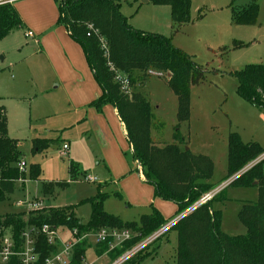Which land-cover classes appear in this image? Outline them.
<instances>
[{"label": "rangeland", "instance_id": "rangeland-1", "mask_svg": "<svg viewBox=\"0 0 264 264\" xmlns=\"http://www.w3.org/2000/svg\"><path fill=\"white\" fill-rule=\"evenodd\" d=\"M144 1H120V11L130 26L169 39L204 72L202 82L191 88L189 126H183L180 131L187 136L188 147L194 153L208 157L214 164L211 184L215 191L222 190L212 207L221 211L224 231L231 237L246 235L238 213L244 204L258 201L259 189L231 185L257 163L263 162L264 171V155L229 178L228 138L230 134H238L245 145L258 144L264 150V112L252 107L241 109L232 101L238 87L232 74L250 65H264V0H192V20L185 25L173 23L170 7ZM20 3L29 15L32 8L56 25L46 28L43 23L41 32L16 30L0 40V106L6 111L8 136L18 142L20 163H25L21 171L25 173L24 182L17 183V191L0 202V218L20 214L26 221L31 213L28 204L39 202H43L44 209L66 211L65 216H73L84 226L99 206L123 223H139L154 210L166 224L189 215L195 206L178 216L177 205L157 198L154 187L140 178L132 148L113 106L93 105L102 96L96 97L101 91L83 48L70 36L77 46L74 53L70 54L62 45L61 38L65 41L63 32L67 29L60 21L59 2L21 0ZM253 5L259 9L256 21L237 24L235 15L242 17L244 10ZM29 32L34 34L33 38L27 37ZM168 79L151 75L145 79L138 74L132 79V94L128 95L149 98L155 119L151 138L159 148L173 143L178 125V98L168 86ZM38 141L48 146H41L43 150L34 153V143ZM64 144L70 149L61 155ZM32 165L41 168L40 181L29 180ZM73 166L78 171L77 179L73 178ZM90 176L97 183L87 182ZM16 202L25 205L18 207ZM22 210L27 212L19 213ZM60 226L61 231H71L69 226ZM174 226L151 244L153 235L163 226L128 248L124 254L143 246L126 264H175ZM127 231L132 236L140 234ZM168 237L170 243L166 247ZM79 243L76 246L82 248ZM89 243L87 264H113L112 251L106 252L102 247L97 254L96 241L91 238Z\"/></svg>", "mask_w": 264, "mask_h": 264}, {"label": "trees", "instance_id": "trees-1", "mask_svg": "<svg viewBox=\"0 0 264 264\" xmlns=\"http://www.w3.org/2000/svg\"><path fill=\"white\" fill-rule=\"evenodd\" d=\"M55 1L59 2L61 23L68 29L71 38L83 48L88 65L102 90V96L93 105L97 108L111 105L117 110L132 147L134 162L141 167L146 182L154 187L155 196L175 203L180 216L215 188L211 184L214 174L212 160L186 150V139L180 132V125L188 123L191 118V88L202 82L204 72L191 57L175 48L169 39L132 28L120 11L121 0ZM148 1L155 6L170 7L175 25L189 24L192 20V0ZM244 12L242 17L236 18L235 15L237 24L254 23L259 9L253 5ZM23 26L18 11L9 0H0V40ZM90 26L93 30H90ZM103 42L108 49L107 55ZM111 66L126 74L132 86V79L138 74L147 79L152 71L169 77L168 86L178 98V125L175 127L173 144L162 148L154 145L151 138L153 114L150 102L140 94L131 97L124 95L114 81ZM232 76L238 82V96L264 110V65L247 66ZM41 146L46 148L48 143L35 142L33 152H41ZM228 146L229 178L264 155V150L258 144L245 145L238 134L229 135ZM20 161L18 142L8 136L6 111L0 106V202L12 195L15 184L25 177V173L18 168ZM262 167L263 162L257 163L231 185L247 188L257 183L256 187L259 189L258 201L244 204L238 213L239 221L246 228L247 234L231 237L222 231V213L212 207L214 198L181 218L174 226L173 231L177 233V264H264ZM72 173L73 178L77 179L78 171L74 166ZM28 175L30 181H39L42 176L41 168L32 165ZM65 214L66 211L45 208L31 212L27 222L23 219L24 215H7L0 218V225L12 227L17 239L27 226L50 225L59 228L62 227L60 225H66L71 231L78 232L77 238L83 233L102 229L139 231L140 234L123 244V248L111 252L115 255L113 262L144 236H149L166 225L162 215L156 210L151 215L143 216L139 223H123L118 218L107 215L99 206L85 226L73 216ZM80 243L82 248L75 247L71 264H82L86 257L89 244L86 241ZM102 247L106 248V252L109 249L108 244L98 245L97 254ZM37 249L40 253L39 264H43L47 257L58 251L42 235L38 237Z\"/></svg>", "mask_w": 264, "mask_h": 264}, {"label": "built area", "instance_id": "built-area-1", "mask_svg": "<svg viewBox=\"0 0 264 264\" xmlns=\"http://www.w3.org/2000/svg\"><path fill=\"white\" fill-rule=\"evenodd\" d=\"M90 30H93V27L90 26ZM28 38H33V33L29 32L27 34ZM104 49L106 50V55L108 54V49L106 44L103 42ZM111 71L114 73V81L119 85L121 92L124 95H131V81L127 75L118 71L113 66H111ZM149 75L162 78L164 77L163 73L158 72H149ZM69 146L65 144L62 148L61 155H64L68 152ZM25 163H19L18 168L20 171H23ZM97 179L88 177L87 182L95 183ZM219 190H214L215 192L206 194L201 200L195 205L192 211L198 207L207 204L212 201L216 195L219 194ZM43 202L39 203H30L29 208L31 212L40 211L42 208ZM25 204H18L19 207L24 206ZM180 218H176L170 223L166 224L159 231L153 235L150 244L167 233L178 221ZM27 222V220H26ZM71 239L69 241L63 242L61 240L59 229L50 225H43L41 227L27 226L23 232L20 234V238H15L14 230L12 227L5 225H0V264H39L40 253L37 249L38 237L40 235L44 236L48 244L54 248H58L57 252H53L49 257H47L43 264H71L74 255L75 247L77 243L81 241L89 242V239H94L98 245L108 244L109 251H114L123 246L126 242L130 241L133 236L127 230H116V229H102L92 235H84L81 238L77 239V231H69ZM149 244V243H148ZM148 246V245H147ZM143 249V246H139L131 251L127 252L119 259L113 262V264H126L128 261L134 258L140 250ZM82 264H87L85 259ZM93 264V263H92Z\"/></svg>", "mask_w": 264, "mask_h": 264}, {"label": "crops", "instance_id": "crops-1", "mask_svg": "<svg viewBox=\"0 0 264 264\" xmlns=\"http://www.w3.org/2000/svg\"><path fill=\"white\" fill-rule=\"evenodd\" d=\"M20 1L21 0H9V2L16 8V10L18 11V13H19V15H20V17H21V19H22V21H23V24L25 23V25L23 26V28L22 29H19V31L20 30H25V33L27 32V31H29V30H33V31H36V32H41L43 29H42V24L44 23L45 24V27L46 28H52V27H54L56 24L53 22V21H51V18H47V17H45L44 16V13H37V12H35V11H33V9L32 8H30L31 9V15H29V12H28V9H23V7L21 6V3H20ZM146 1V0H145ZM144 1V2H145ZM148 1V0H147ZM145 3H150L149 1L148 2H145ZM165 7H168V6H165ZM171 9V8H170ZM171 11V10H170ZM25 21V22H24ZM66 28V27H65ZM67 29V28H66ZM16 31V30H15ZM15 31H13L12 33H14ZM66 31L68 32V35L66 34ZM11 33V34H12ZM32 33V32H31ZM33 36H34V34H33ZM71 37V35H70V32L68 31V29L67 30H65L64 32H63V37H64V39H65V41L63 40V38H61V40L63 41V43H62V45H64L65 47H66V49H67V51L70 53V54H73L74 53V50L76 49V44H73V42H71L70 40V37ZM91 70V69H90ZM92 72V71H91ZM92 74H93V72H92ZM94 76V75H93ZM99 89H100V87H99ZM100 91H101V93L99 92V94L97 93V95H96V97H99L100 95H102V90L100 89ZM235 99V100H234ZM148 101H149V98H148ZM232 101H235L237 104H238V106H239V108H241V109H247V107H252V109H255V110H259V111H262V112H264V110H261V109H258L257 107H255V106H253V105H251L250 103H248V102H246L245 100H243L242 98H240L239 96H238V94H237V92H236V96L234 97V98H232ZM150 102V101H149ZM151 104V103H150ZM113 111H114V113H115V115L117 116V118L119 119V121H120V123H121V125H122V127H123V130H124V132H125V135H126V139L128 140V138H127V133H126V130H125V127H124V125H123V123L121 122V120H120V118L118 117V114H117V110L113 107ZM178 112V111H177ZM153 122H155V119H154V116H153V120H152V127H151V133H152V130H153ZM189 123V122H188ZM188 123H185V124H181L180 125V130L182 129V127L184 126V127H188L189 125H188ZM178 124V123H177ZM177 126V125H176ZM175 126V127H176ZM181 132V131H180ZM183 135V134H182ZM184 137H185V139H186V143H187V147H186V150H190L191 152H192V154H194V155H197V156H199V155H201V154H197V153H194L192 150H191V148H189L188 147V141H187V136H185V135H183ZM129 142V141H128ZM173 143H174V140H173ZM172 143V144H173ZM160 144V143H159ZM65 145V144H64ZM63 145V146H64ZM130 145V144H129ZM163 146H166V145H163ZM130 147H131V145H130ZM157 147V146H156ZM53 148L54 149H61L60 147L58 148V147H54L53 146ZM63 148V147H62ZM132 148V147H131ZM70 149V148H69ZM62 150V149H61ZM69 151V150H68ZM137 163V162H136ZM19 165V164H18ZM137 165H138V163H137ZM138 172H139V175H140V178L141 179H143L144 181H146L145 180V178H144V175H143V172H142V169H141V167L138 165ZM91 177V176H90ZM88 178V177H87ZM93 178V177H92ZM41 179V178H40ZM40 179H39V181H40ZM22 181H18L17 183L18 184H20ZM24 182V181H23ZM22 182V183H23ZM16 183V184H17ZM90 183V182H89ZM95 183H97V181L95 182ZM16 184H15V186H16ZM257 184V183H256ZM254 186H256V185H254ZM15 189H16V187H15ZM14 189V193L17 191V190H15ZM214 190H215V188H214ZM13 193V194H14ZM12 194V195H13ZM15 205H17L18 206V203L16 202L15 203ZM19 207V206H18ZM214 210H217V211H220V210H218V209H214ZM25 213V212H27L26 210H22V211H20L19 213ZM246 229V228H245ZM59 231H60V234H61V240L63 241V242H66V241H69L70 239H71V236H70V234H65L66 232H69V230H67V231H61L60 229H59ZM222 231L225 233V234H227V232H225L224 231V229H223V222H222ZM65 232V233H64ZM171 233H173V232H171ZM175 235H177V233L175 232ZM227 235H229V234H227ZM241 236V235H240ZM169 237L171 238V236L169 235ZM168 237V238H169ZM170 238H169V241L166 243V244H164L166 247L168 246V244L170 243ZM177 239V238H176ZM89 245H90V243H89ZM176 248H177V242H176V246H175V250H176ZM161 250V249H160ZM160 250L158 251V253L160 252ZM95 252H97V248L95 247ZM158 253L156 254V255H154L153 257H150L151 259H153L155 256H157L158 255ZM99 257V256H98ZM101 257H104V255L103 256H101ZM101 257H99V258H101ZM149 258V259H150ZM149 259H147V260H149ZM145 262V261H144ZM175 264H176V262H175Z\"/></svg>", "mask_w": 264, "mask_h": 264}, {"label": "water", "instance_id": "water-1", "mask_svg": "<svg viewBox=\"0 0 264 264\" xmlns=\"http://www.w3.org/2000/svg\"><path fill=\"white\" fill-rule=\"evenodd\" d=\"M145 2H148V1L146 0ZM254 185H256V183Z\"/></svg>", "mask_w": 264, "mask_h": 264}]
</instances>
